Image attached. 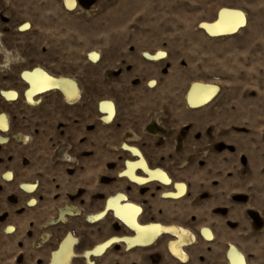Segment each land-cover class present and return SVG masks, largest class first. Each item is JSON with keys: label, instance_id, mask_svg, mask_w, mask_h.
<instances>
[{"label": "rangeland", "instance_id": "374dc122", "mask_svg": "<svg viewBox=\"0 0 264 264\" xmlns=\"http://www.w3.org/2000/svg\"><path fill=\"white\" fill-rule=\"evenodd\" d=\"M222 7L243 10L247 25L211 38L198 25ZM159 51L160 60L144 57ZM34 67L74 79L79 101L69 105L52 91L28 104L21 74ZM196 81L220 92L190 109L185 95ZM1 90L20 96H0L9 120L8 132L0 131V264H49L68 233L79 240L78 254L132 235L111 212L86 220L117 193L143 208L142 223L213 232V241L198 236L187 249V264H228L231 244L247 264H264V0H76L74 10L63 0H0ZM102 100L115 103L111 124L102 122ZM125 143L185 183L186 196L164 199L173 187L119 178L135 159ZM23 183L35 184L34 193ZM168 239L131 251L114 244L92 259L182 264L170 257Z\"/></svg>", "mask_w": 264, "mask_h": 264}, {"label": "bare ground", "instance_id": "6f19581e", "mask_svg": "<svg viewBox=\"0 0 264 264\" xmlns=\"http://www.w3.org/2000/svg\"><path fill=\"white\" fill-rule=\"evenodd\" d=\"M65 7L68 10H74L76 7V0H63ZM236 13H243L245 23L241 24L235 31H224L230 26V22L238 21ZM29 26V24H26ZM247 25V17L243 10L238 8L222 7L219 9L214 21L201 22L199 29L204 31L211 38H219L225 36H232L237 34ZM23 31L29 27H22ZM159 51L155 54L145 53L144 57L149 61H157L162 59L165 55ZM96 52H91L89 58L92 61H97ZM164 54V53H163ZM48 78H51L49 80ZM21 79L26 84V89L23 92V97L28 104L36 105L39 102V97L56 91L63 97L65 103L69 105L76 104L81 98L80 88L78 83L65 76H55L42 67H34L31 70H25L21 74ZM155 81L150 83V87L155 86ZM46 90H41V87ZM220 92L219 86L201 81L193 82L185 95V101L190 109H200L213 103ZM0 96L6 101H15L19 98V93L15 90H1ZM114 106V108H113ZM99 113L102 115V122L111 124L116 114L115 103L111 100H102L98 105ZM9 130V120L6 114H0V131L3 133ZM122 150L129 153L134 160H126L124 169L119 173V178L125 179L128 182L145 186L147 184L156 183L165 187H173L172 190L163 193L164 199L179 200L186 196L187 186L183 182H176L168 174L166 170L160 167H152L148 162L142 151L128 144H123ZM8 178L12 177L11 173L6 175ZM8 180V179H7ZM20 188L28 193H34L36 189L35 184L23 183ZM35 200H32L30 205L34 206ZM134 205L139 209V212L133 213L129 208ZM109 212L117 219L127 230L132 232V235L113 236L108 240L96 245L93 249L87 250L82 254H78L75 249L79 244V240L71 233H68L59 243L56 250L51 253L49 264H73L77 258H83L86 264H95L92 257H99L104 255L107 250L114 244L122 243L126 251H131L136 248H149L155 245L161 238L169 237L166 243V249L171 258L179 261L182 264H187L190 257L187 249L195 244L198 236L205 241L211 242L214 240V234L209 228H202L197 236L191 229L181 225L163 224L159 222L142 223L140 218L143 214V208L132 202L124 193H117L107 199L104 209L97 213L87 216L86 220L89 223H96L105 218ZM138 225V227H137ZM164 229H172V231H165ZM8 232L13 228L9 227ZM186 257V259H185ZM228 264H247L245 255L235 246L230 245L227 252Z\"/></svg>", "mask_w": 264, "mask_h": 264}, {"label": "snow or ice", "instance_id": "6c2138e0", "mask_svg": "<svg viewBox=\"0 0 264 264\" xmlns=\"http://www.w3.org/2000/svg\"><path fill=\"white\" fill-rule=\"evenodd\" d=\"M237 17H239V20L238 21H233V22H230V26L225 28L224 31H235L241 24L245 23L246 21L244 20V17H243V13H236L235 14ZM25 28L29 27L28 25H24ZM97 55V58H98V54ZM162 55H166V54H163ZM49 80H51V78H48ZM41 90H46L43 86L41 87ZM114 108V106H113ZM129 208L132 210L133 213H136V212H139V209L136 208L134 205H130ZM138 227V225H137ZM165 231H172V229H164ZM186 259V257H185Z\"/></svg>", "mask_w": 264, "mask_h": 264}, {"label": "crops", "instance_id": "0c3cea01", "mask_svg": "<svg viewBox=\"0 0 264 264\" xmlns=\"http://www.w3.org/2000/svg\"><path fill=\"white\" fill-rule=\"evenodd\" d=\"M78 245H79V244H78ZM78 245H77V246H78ZM229 246H230V245H229ZM93 248H94V247H93ZM93 248H92V249H93ZM90 250H91V249H90ZM228 250H229V248H228ZM228 250H227V252H228ZM75 251H76V249H75ZM84 252H85V251H84ZM227 252H226V259H227ZM227 260H228V259H227Z\"/></svg>", "mask_w": 264, "mask_h": 264}]
</instances>
